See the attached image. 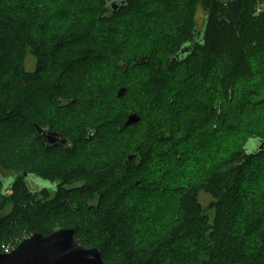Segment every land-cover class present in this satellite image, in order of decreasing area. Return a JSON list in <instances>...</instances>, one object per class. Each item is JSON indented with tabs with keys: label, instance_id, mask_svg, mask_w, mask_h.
Returning a JSON list of instances; mask_svg holds the SVG:
<instances>
[{
	"label": "trees",
	"instance_id": "trees-1",
	"mask_svg": "<svg viewBox=\"0 0 264 264\" xmlns=\"http://www.w3.org/2000/svg\"><path fill=\"white\" fill-rule=\"evenodd\" d=\"M258 139L264 0H0V246L73 228L107 264H264Z\"/></svg>",
	"mask_w": 264,
	"mask_h": 264
},
{
	"label": "water",
	"instance_id": "water-1",
	"mask_svg": "<svg viewBox=\"0 0 264 264\" xmlns=\"http://www.w3.org/2000/svg\"><path fill=\"white\" fill-rule=\"evenodd\" d=\"M112 8L117 5L112 2ZM189 47L183 48L180 53L188 51ZM125 89L121 87L117 95H123ZM136 114H129L124 126L138 122ZM36 133L50 144L55 143L65 148L73 149L69 138L51 131L47 127L34 125ZM264 150V139H258L254 144V151ZM128 156L127 159H130ZM0 264H107L103 261L100 250L97 247H85L74 239L73 228L58 229L50 234L43 235L34 232L23 239L15 248L8 253H0Z\"/></svg>",
	"mask_w": 264,
	"mask_h": 264
},
{
	"label": "rangeland",
	"instance_id": "rangeland-1",
	"mask_svg": "<svg viewBox=\"0 0 264 264\" xmlns=\"http://www.w3.org/2000/svg\"><path fill=\"white\" fill-rule=\"evenodd\" d=\"M196 17H195V20H196V27L197 29H201L202 28V25L204 23V20H205V15H206V12L204 11L203 7L201 6V4L199 3L196 7ZM25 69L28 70V71H33L34 70V67H35V59L31 56V55H27L26 56V59H25ZM256 79V76L253 77ZM256 81V80H255ZM211 145L209 144L208 147H205V149L209 148ZM199 202L200 204L203 206V207H206L208 205V203L211 201V198L208 194L204 193V192H200L199 193ZM11 205L10 203H6V206L2 212L3 213H6V211H9ZM210 213V211L208 212V214ZM11 247V246H10Z\"/></svg>",
	"mask_w": 264,
	"mask_h": 264
},
{
	"label": "flooded vegetation",
	"instance_id": "flooded-vegetation-1",
	"mask_svg": "<svg viewBox=\"0 0 264 264\" xmlns=\"http://www.w3.org/2000/svg\"><path fill=\"white\" fill-rule=\"evenodd\" d=\"M42 141L44 142V144H45V146H47V147H51V146H59V147H61L59 144H58V142L56 141L55 143H53V144H50V143H48L47 141H44L43 139H42ZM61 148H63V147H61ZM32 180L33 181H37V182H40V181H42L39 177H37V176H32Z\"/></svg>",
	"mask_w": 264,
	"mask_h": 264
},
{
	"label": "built area",
	"instance_id": "built-area-1",
	"mask_svg": "<svg viewBox=\"0 0 264 264\" xmlns=\"http://www.w3.org/2000/svg\"><path fill=\"white\" fill-rule=\"evenodd\" d=\"M0 248H1V250H2V253H8L9 251H11V250L13 249L12 247L7 246V245H4V244H2V245L0 246Z\"/></svg>",
	"mask_w": 264,
	"mask_h": 264
}]
</instances>
